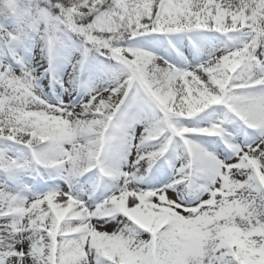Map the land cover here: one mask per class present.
Listing matches in <instances>:
<instances>
[{
  "label": "snow or ice",
  "instance_id": "6c2138e0",
  "mask_svg": "<svg viewBox=\"0 0 264 264\" xmlns=\"http://www.w3.org/2000/svg\"><path fill=\"white\" fill-rule=\"evenodd\" d=\"M0 264H264V0H0Z\"/></svg>",
  "mask_w": 264,
  "mask_h": 264
}]
</instances>
